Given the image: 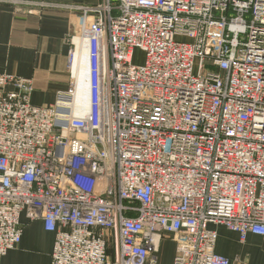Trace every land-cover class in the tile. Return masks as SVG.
Listing matches in <instances>:
<instances>
[{"label":"built area","instance_id":"1","mask_svg":"<svg viewBox=\"0 0 264 264\" xmlns=\"http://www.w3.org/2000/svg\"><path fill=\"white\" fill-rule=\"evenodd\" d=\"M11 3L77 23L66 97L0 74V256L22 215L55 234L51 264H159L166 236L173 264H230L211 225L264 239V0Z\"/></svg>","mask_w":264,"mask_h":264},{"label":"crops","instance_id":"2","mask_svg":"<svg viewBox=\"0 0 264 264\" xmlns=\"http://www.w3.org/2000/svg\"><path fill=\"white\" fill-rule=\"evenodd\" d=\"M11 1L0 0V74L31 80L34 86L32 103L53 105L60 93L66 97L70 88L68 37L74 32L77 18L59 8L29 14V8L18 7ZM19 1L97 6L103 0ZM21 223L24 224L21 244L0 256V264H51L55 234L46 231L43 221L29 223L25 215ZM210 228L218 233L215 253L227 258L230 264H264L262 237L249 234L242 242L237 232L224 226L211 225ZM175 248V242L166 236L161 243L159 264H162V251L169 250L173 264ZM110 261H113L111 251Z\"/></svg>","mask_w":264,"mask_h":264},{"label":"rangeland","instance_id":"3","mask_svg":"<svg viewBox=\"0 0 264 264\" xmlns=\"http://www.w3.org/2000/svg\"><path fill=\"white\" fill-rule=\"evenodd\" d=\"M80 58L83 59V64L79 65V70H80V77L82 79H86L87 78V65H84V64H87V58H86V53L83 55V54H80ZM144 59H145V54L142 52V51H136L135 53V64L136 65H142L143 62H144ZM76 69H77V65H76ZM75 74H76V70H75ZM162 264H172V257H171V253H170V250L168 252L166 251H162ZM159 259H160V256H159Z\"/></svg>","mask_w":264,"mask_h":264},{"label":"bare ground","instance_id":"4","mask_svg":"<svg viewBox=\"0 0 264 264\" xmlns=\"http://www.w3.org/2000/svg\"><path fill=\"white\" fill-rule=\"evenodd\" d=\"M85 50H82V52L79 53L78 55V59H77V62L74 66V73H75V70H76V76H77V102H78V107L80 110H84L85 108V105H86V90H87V83H86V79H82L80 77V70H79V65L83 64V59L80 58V54H85ZM76 65H77V69H76ZM84 65H87V64H84ZM87 69V67H86Z\"/></svg>","mask_w":264,"mask_h":264}]
</instances>
